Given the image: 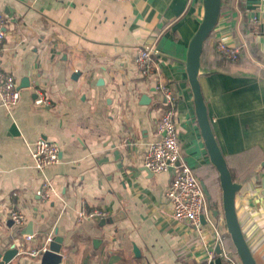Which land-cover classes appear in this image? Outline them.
Listing matches in <instances>:
<instances>
[{"label":"crops","instance_id":"obj_1","mask_svg":"<svg viewBox=\"0 0 264 264\" xmlns=\"http://www.w3.org/2000/svg\"><path fill=\"white\" fill-rule=\"evenodd\" d=\"M0 12L7 18L1 69L23 85L10 111L0 96V254L16 244L20 264H40L28 251L57 234L61 264H226L220 253H235L219 172L186 68L203 0H0ZM222 40L239 50V63L202 65L200 84L242 185V230L264 264V0H226L212 42L217 48ZM142 46L156 51L150 75L136 61ZM161 82L175 92L182 157L217 203L215 211L208 201L199 227L174 218L166 193L177 169L144 166L168 108ZM41 96L45 106L35 102ZM41 136L61 148L60 162L43 171L31 155ZM46 183L54 188L49 200L38 194ZM13 211L25 216L22 225Z\"/></svg>","mask_w":264,"mask_h":264},{"label":"built area","instance_id":"obj_2","mask_svg":"<svg viewBox=\"0 0 264 264\" xmlns=\"http://www.w3.org/2000/svg\"><path fill=\"white\" fill-rule=\"evenodd\" d=\"M6 16L0 12V96L3 106L8 110H12L18 105L21 99V89L18 81L14 76L5 74L1 69L2 52L4 40L6 37ZM218 51L230 60H238L240 57L239 50L229 45L224 40L217 45ZM155 50L148 46H142L138 50L137 64L140 72L143 75H150L154 67L153 56ZM157 89L164 94L168 108L165 110L158 122V134L160 139L154 142L145 157L144 166L152 173L167 172L171 167L177 169V175L171 182L167 190V198L173 206L174 218L178 221L190 223L195 227L200 226L201 217L207 209L208 199L205 190L193 171V169L185 162L182 157L179 131L176 122V97L172 86L159 83ZM37 105L45 106L47 100L41 96L35 100ZM31 155L35 161V167L38 170H45L51 165H55L61 160V148L48 138L41 136L32 145ZM54 193V188L51 183H46L38 194L45 200L51 199ZM80 216H86L85 208L82 207ZM97 214H91L93 218ZM12 221L16 225H22L25 221V216L18 211H13L10 214ZM33 235H26V239L31 240ZM53 240V237L48 238V244ZM222 242V239H220ZM48 244H45L39 249L28 251L33 257L40 256L48 249ZM226 260V264H241L238 257L231 251L224 250L220 253ZM214 252H210V258H214Z\"/></svg>","mask_w":264,"mask_h":264},{"label":"water","instance_id":"obj_3","mask_svg":"<svg viewBox=\"0 0 264 264\" xmlns=\"http://www.w3.org/2000/svg\"><path fill=\"white\" fill-rule=\"evenodd\" d=\"M203 8L204 14L202 21L189 45L186 60L188 79L194 95L196 115L201 128L202 137L210 154L211 163L219 172L223 192V209L228 232L241 263L258 264L245 238L237 214L236 196L242 188V185L233 179L228 161L214 135L207 104L200 84V76L205 72L202 67L204 46L219 23L222 12V0H203ZM21 87H23V85ZM202 186L205 193L208 195L209 193L205 185ZM201 218L205 219V215L203 214ZM95 220L102 222V224L113 222V218L107 219L100 215L95 216ZM26 231L27 230L23 232L26 233ZM23 232L20 234H23ZM62 243L63 238L56 234L53 240L48 244V249L40 255V264H61L63 261ZM20 258L19 248L14 244L4 254H0V264H20Z\"/></svg>","mask_w":264,"mask_h":264},{"label":"trees","instance_id":"obj_4","mask_svg":"<svg viewBox=\"0 0 264 264\" xmlns=\"http://www.w3.org/2000/svg\"><path fill=\"white\" fill-rule=\"evenodd\" d=\"M225 6H226V0H222V9H224ZM214 31H213V33H214ZM213 33L211 34V36L209 37V39L205 43L204 52L202 55V65L204 66L205 64L209 63L208 64L209 68L213 69V68H218L219 66H224L225 63H230V64L231 63H239V61L235 62V61L228 59L227 57H225L224 55H222L218 51V49L216 48V44H213V42H212L213 41ZM242 62H244V59L240 63H242ZM210 63H212V66H210ZM228 164H229V167L231 169L233 179L236 180V178H237L236 172H235L234 168L230 165L229 161H228ZM208 201H209L210 208H213L215 211H217L218 210L217 209V203L212 199L211 196H208ZM216 214L218 215V213H216ZM227 233H228V236H230L229 232H227ZM232 248H233V252L236 254L238 259L240 260L234 244H233ZM240 262H241V260H240Z\"/></svg>","mask_w":264,"mask_h":264}]
</instances>
